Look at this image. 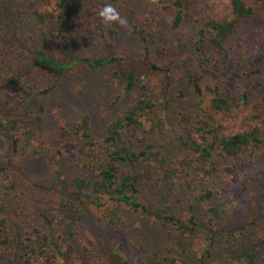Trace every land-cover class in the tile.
<instances>
[{
  "label": "rangeland",
  "instance_id": "1",
  "mask_svg": "<svg viewBox=\"0 0 264 264\" xmlns=\"http://www.w3.org/2000/svg\"><path fill=\"white\" fill-rule=\"evenodd\" d=\"M106 3L116 7L127 19V28L101 20L99 11ZM168 3L170 0H156L155 3L153 0H74V12L66 29L62 30L52 19L42 31L35 24L31 10L51 9V4L45 0H0V200L5 203L3 232L8 238L7 244L0 245V264H18L20 240L38 230L39 235L44 234L40 213L44 208L54 222L55 233H65L57 207V182L49 159L54 152L50 138L56 136L60 127L73 131L74 123L84 115L89 117L92 134L102 132L116 115L140 96L138 87L126 89L123 80L115 77L113 71L123 66L140 69L147 50L150 59L167 68L166 72L146 71L147 96L156 103L158 112L171 120L164 132L151 137L153 142L164 145L166 156L142 162L138 169L141 172L139 196L148 210L125 208L121 220L105 225L99 221L97 209L89 206L84 210L86 216L75 223L66 262L264 264V186L255 178L254 171H250L251 190L260 203L261 219L236 231L241 240L239 249L228 247L226 236L221 232L210 253L201 255L199 249L208 237L205 230L209 220L207 207L210 204L217 207L222 226H233L245 218L247 205L222 193L223 184L218 179L202 176L197 171L195 158L178 138L188 128L192 136L199 139L195 128L198 120L207 116L211 117L220 135L247 131L255 125L264 132L263 92L253 87L248 104L236 99L224 112L209 109L207 97L199 107L181 62L182 40L196 34L208 19L230 16V0H192L178 28L171 26L172 17L166 9ZM141 29L152 35V41L141 38ZM60 32L64 34L66 46L59 37ZM238 42L232 49L229 71L218 80L233 95H238L254 80L264 81V18L245 21ZM38 54L59 63L69 62L73 55L88 58L115 55L120 60L97 67L75 61L70 68L59 69L39 62ZM241 57L250 64L245 65ZM238 60L244 67L236 72ZM213 82L209 73L202 75V84ZM45 88L50 89L44 95ZM36 116L41 117L34 124L36 143L44 146L47 152L9 167L6 163L9 144L3 135L2 122L13 117L20 119V124L28 125ZM126 130L129 135L132 128ZM74 147L72 137L65 148L69 151ZM185 156L190 161L187 168L192 170L191 184L184 182L181 176L180 158ZM238 158L261 162L264 144L247 148ZM205 187L214 191L210 202H200L196 198ZM191 206L200 225L193 233L183 232L163 220L164 215L170 214L189 224ZM47 241L44 239V243ZM170 246H173L171 252L167 249Z\"/></svg>",
  "mask_w": 264,
  "mask_h": 264
},
{
  "label": "trees",
  "instance_id": "2",
  "mask_svg": "<svg viewBox=\"0 0 264 264\" xmlns=\"http://www.w3.org/2000/svg\"><path fill=\"white\" fill-rule=\"evenodd\" d=\"M45 1L51 4V9L31 10L35 24L43 31L46 23L55 19L62 30L66 29L74 12V0ZM191 2L192 0H170L166 9L170 11L172 27L178 28L181 25L184 12ZM251 18H264V0H230V16L208 19L196 34L182 40L184 51L181 62L199 107L207 97L209 109L224 112L231 108L236 99L248 104L253 87L264 93V81L259 79L243 87L238 95H233L228 87L223 88L218 82L220 77L229 71L232 49L239 43L240 31L245 21ZM140 35L144 41H152V35L142 29ZM59 37L66 46L62 32ZM148 54L147 50L145 63L140 64L142 70L123 66L124 68H116L113 71L115 77L123 80L126 89L138 87L140 96L121 114L116 115L102 132L98 135L92 134L89 117L84 115L74 123L73 131L65 126L60 127L56 136L50 138L54 152L49 155V159L57 182V207L65 233H55L54 222L48 216L47 208L42 209L40 213L45 225L44 236L39 235L38 230L20 240L16 257L18 264H68L67 250L74 238L75 223L86 216L84 210L89 206L97 209L98 219L105 225H112L121 220L125 208L144 212L148 210L139 196L138 183L141 172L138 169L142 162L163 159L166 156L162 149L164 145L153 142L151 137L164 132L171 123V120H167L166 116L158 112L156 103L147 96L146 71H167V68L150 59ZM37 56L39 62L59 69L70 68L75 61L97 67L120 60L115 55L97 58L73 55L69 62L59 63L40 54ZM240 60L245 65L250 64V61L243 57ZM240 60L235 62L236 72L242 71L244 67ZM205 72L210 74L213 83H201ZM49 89H43L42 93L47 94ZM40 119V116H36L28 125L20 124V119L13 117H7L4 123L2 122L3 127L5 126L3 135L9 144L6 152V163L9 167H16L18 161L36 158L47 152L44 146L36 143L34 124ZM127 128L133 130L129 135L126 134ZM195 129L199 132V139H195L188 128H185L178 138L191 157L195 158L197 171H200L202 176L218 179L221 185L223 184L222 193L247 205L245 218L239 219L233 226H222L217 207L210 204L207 207L209 220L205 227L208 233L207 242L199 251L202 256L210 253L216 236L221 232L226 236L228 247L237 250L241 246V240L239 241L236 231L261 219L260 203L251 190L250 171L255 172L253 175L264 186V160H240L238 156L249 147L264 144V132L255 125L247 131L228 136L220 135L209 116L199 119ZM72 137L75 147L68 151L65 144ZM186 157L188 156L180 158V171L184 182L191 184L192 170L187 168L190 161ZM213 195L212 188L205 187L196 194V198L200 202H210ZM193 208L191 206L189 224L170 214L164 215L163 220L191 234L196 228H200L194 218ZM4 210L5 203L0 200V245L8 243V238L3 232L6 218ZM148 231L150 233V229ZM44 239H48L47 243H44ZM172 248L173 246L167 247L170 252ZM167 258L171 260L170 256Z\"/></svg>",
  "mask_w": 264,
  "mask_h": 264
},
{
  "label": "clouds",
  "instance_id": "3",
  "mask_svg": "<svg viewBox=\"0 0 264 264\" xmlns=\"http://www.w3.org/2000/svg\"><path fill=\"white\" fill-rule=\"evenodd\" d=\"M156 0H153L155 3ZM99 16L105 24H118L122 28L128 27V21L122 17L120 12L112 4L106 3L99 11Z\"/></svg>",
  "mask_w": 264,
  "mask_h": 264
}]
</instances>
